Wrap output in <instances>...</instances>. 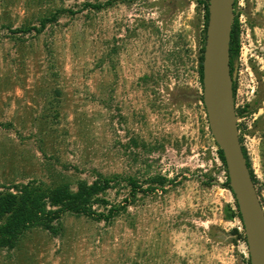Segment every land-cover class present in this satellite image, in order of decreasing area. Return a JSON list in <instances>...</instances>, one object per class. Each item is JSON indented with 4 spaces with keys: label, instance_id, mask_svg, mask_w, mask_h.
<instances>
[{
    "label": "rangeland",
    "instance_id": "rangeland-1",
    "mask_svg": "<svg viewBox=\"0 0 264 264\" xmlns=\"http://www.w3.org/2000/svg\"><path fill=\"white\" fill-rule=\"evenodd\" d=\"M97 1L107 0H0V192L29 182L76 191L101 176L113 179L107 207L94 209H115L108 221L65 213L54 232L29 229L0 264H246L198 101L203 5L86 6ZM234 15L239 136L264 210V0H237ZM176 46L181 67L167 60ZM156 175L164 188L143 192Z\"/></svg>",
    "mask_w": 264,
    "mask_h": 264
},
{
    "label": "water",
    "instance_id": "water-1",
    "mask_svg": "<svg viewBox=\"0 0 264 264\" xmlns=\"http://www.w3.org/2000/svg\"><path fill=\"white\" fill-rule=\"evenodd\" d=\"M235 0H208L202 55V103L210 135L221 150L243 227L250 264H264V210L239 136L230 39Z\"/></svg>",
    "mask_w": 264,
    "mask_h": 264
},
{
    "label": "trees",
    "instance_id": "trees-1",
    "mask_svg": "<svg viewBox=\"0 0 264 264\" xmlns=\"http://www.w3.org/2000/svg\"><path fill=\"white\" fill-rule=\"evenodd\" d=\"M129 0L127 2H131ZM125 3L126 0H107L103 3H95L93 5L86 4V6L99 10L103 7H107L113 3ZM208 0H199L198 3L202 4L204 7V34L206 32L207 19H208ZM237 0L234 1V6H236ZM56 19L52 16L51 19H44L40 22V28H44L47 23H51ZM34 30L39 32V30ZM239 22L238 16L235 15L232 28H231V39H230V72L233 77L234 62L237 60L239 55ZM204 47V45H203ZM203 47L201 48V53L199 56L198 70L199 82L201 84L202 91V55ZM182 49V46H180ZM178 46L172 51H169L167 60L172 63L173 67H181L182 64V54L181 51L177 52ZM183 50V49H182ZM182 55V56H181ZM236 87L233 83V93L235 97ZM198 101L203 105L201 95L198 97ZM204 112V107H203ZM205 113V112H204ZM237 115L242 116V112L237 110ZM205 115V114H204ZM202 124L207 128V122L205 118L202 120ZM241 142V139H240ZM216 146V144L214 143ZM245 158L247 159L248 168H250L247 154L245 149L242 147ZM216 155L218 160L222 165V170L225 174L224 188L231 192L228 184V176L226 171V166L224 163L223 155L221 150L216 146ZM252 180L254 178L250 172ZM113 178L99 177L94 180L91 184H86L79 182L76 191H72L68 185H59L55 187H50L43 183L29 182L18 187L13 186L11 191L0 192V249H13L25 232L34 227H42L46 230L55 231L53 228V223L56 222L63 214L71 213L75 215H82L87 218H92L99 221H108L114 212V208L107 211V215L102 212H97L94 209L95 205H101L107 207V201L101 198L109 188L111 180ZM150 184L146 190L143 192H154L156 187L163 189L165 183L168 182L165 178L161 176H154L149 180ZM129 186L132 188V195L136 194L137 184L134 180L128 181ZM234 216L238 218L241 223L240 215L237 209L236 202L234 200ZM117 212V211H115ZM242 227V224H241ZM243 229V227H242ZM233 233L237 235L245 244L246 240L244 237V232L239 233L237 229H233ZM246 264L249 263V259L245 261Z\"/></svg>",
    "mask_w": 264,
    "mask_h": 264
}]
</instances>
